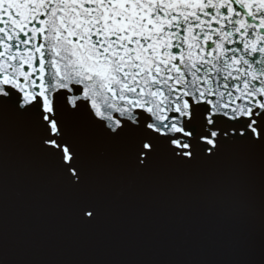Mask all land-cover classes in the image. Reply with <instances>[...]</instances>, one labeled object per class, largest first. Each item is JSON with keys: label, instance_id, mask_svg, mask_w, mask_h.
I'll return each mask as SVG.
<instances>
[{"label": "snow or ice", "instance_id": "snow-or-ice-1", "mask_svg": "<svg viewBox=\"0 0 264 264\" xmlns=\"http://www.w3.org/2000/svg\"><path fill=\"white\" fill-rule=\"evenodd\" d=\"M29 119L74 184L69 124L138 169L264 144V0H0V119ZM83 215L92 219L95 210Z\"/></svg>", "mask_w": 264, "mask_h": 264}, {"label": "water", "instance_id": "water-1", "mask_svg": "<svg viewBox=\"0 0 264 264\" xmlns=\"http://www.w3.org/2000/svg\"><path fill=\"white\" fill-rule=\"evenodd\" d=\"M72 184L29 119H0V264H264V144L234 137L138 169L77 122ZM92 208L88 219L83 210Z\"/></svg>", "mask_w": 264, "mask_h": 264}]
</instances>
